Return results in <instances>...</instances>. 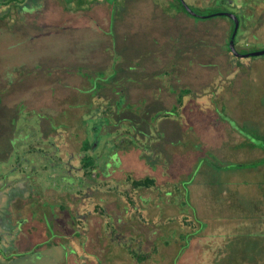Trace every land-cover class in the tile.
Wrapping results in <instances>:
<instances>
[{"label": "rangeland", "instance_id": "374dc122", "mask_svg": "<svg viewBox=\"0 0 264 264\" xmlns=\"http://www.w3.org/2000/svg\"><path fill=\"white\" fill-rule=\"evenodd\" d=\"M151 1H153L155 5L158 4V7L161 9L157 11V13H153L158 16L160 13L168 12L171 6L179 10L176 0H164L168 3L166 6L163 5L165 4L163 0ZM184 1L197 12H233L239 24L238 32L235 33L234 37L235 48L245 52L264 49V30L257 26V23H260L261 20L264 25V0ZM63 2L65 4L61 5ZM63 2L59 3L58 7L64 6L72 11L79 8L84 9L99 5V7L102 6V8H100L101 10L105 7L109 10V13H113L110 21H112L114 14L116 16L118 10H122L123 13H131L133 7L132 15L134 16V13H141L140 8L143 7V5H138L136 6L137 8L134 7V5L129 6L128 0H63ZM148 3L150 2L148 1ZM33 4H37L36 0ZM3 8L4 7H0V9ZM28 9H30V7H28ZM254 17L259 20L255 21L256 23H254L253 29L245 31L242 29L241 32V28L245 23L244 21H252ZM200 20L203 22V18H200ZM195 21L198 22V20ZM127 22L131 21L127 19ZM158 26L159 29H161L163 24L159 23ZM169 42H172V40L170 39ZM40 49L41 48H39V50ZM39 53L42 52L39 51ZM195 64L196 63H193L192 65ZM200 65L201 68H199L201 70L203 69L204 73L206 72V78H201V85L199 86L201 89H199L200 92L196 90L198 97L200 96V98H202L198 100L199 104L203 101L211 105L212 108L213 105H216L215 108L211 109L212 112H210L212 115L216 116L214 119L216 123L220 122V124H225L223 122H226L228 125L233 126V128H237L239 132H244L258 140V133L256 134V132L261 127V124L264 126V55L254 56L247 60L230 56V60L226 61V64L225 62L219 65L214 64V62L206 65L196 64V68ZM53 67L50 65L48 69L52 70ZM58 68L59 67H56V69ZM24 70L25 69L21 68L19 73L15 72L16 74L11 75L14 82L21 83L27 79L29 80L30 75L28 70ZM69 82L79 88L87 87L83 84L84 79L80 80V82ZM70 88L72 90H62L60 95L55 94L56 99L53 98V104L54 106L56 105L55 109L60 111V114L63 112L69 113V122H73L74 119L79 118L76 113V110H79L86 120L85 123L87 125L86 128L84 127V135L88 138L89 145H91V148L86 153L96 158L95 164L98 169H101L108 158L110 165L105 166L106 171L109 172L110 166L116 170L120 160L117 158L118 150L114 145L115 140L118 143L120 137L115 138V133L101 134L103 123L106 120L100 118V116L94 115L92 110L87 112L92 103L88 97H86L87 99H85L81 105H77L83 96L75 97L74 90H81L76 87ZM169 89H172L171 86H169ZM159 91L161 93L162 89H159L158 92ZM49 93L48 89L45 90L41 96L37 98V103L35 104L34 102L32 106H37V104L39 107L40 105L44 107L45 104L51 106ZM191 96L197 97V95ZM1 98L2 97H0V100ZM116 99L118 104L116 102L113 104L115 114L120 115V113H123V111L126 112L129 109L130 114H137L136 108L137 106L140 108L141 104H126L123 102V97H118ZM76 101L77 103L74 104ZM10 102H12V106L8 108H11V110H7L12 116L10 126L0 122V142H3V140L7 138L9 146L13 148L10 151L7 150L3 153L4 156L0 157V237L2 236L1 232H3L2 228H11L15 226L14 229L17 232L20 231V223L23 222V220L19 219L17 222L14 220V209L21 210L26 206V208H29L26 209L27 215L29 214L30 217L39 218L41 220L45 218V220L43 219V221H41L43 225H40V230L34 229L32 227V222L27 225L26 229H30V232H33V236H36V234L39 235V238L27 240L30 246L27 247L26 245L24 252L14 255L15 250L21 249L20 246L11 244L4 247V245L0 243V248H2V252L0 253V264H64L61 261L63 254L74 252L72 244L74 238H70L69 233L72 232L73 235H78L80 237L79 239H81L82 234L80 235V231H75L77 230L76 228L70 231L69 226L68 229H64L62 224H60L61 227L60 229L58 228L59 230L55 231L54 228H51V231H48L46 222L49 221V219L54 220L58 217L56 211H62V209L68 210L65 214L73 220L75 217L74 212L77 210L76 214H78L79 211L81 213L78 215L79 219L77 223L79 225L82 220L81 217L84 216L83 214H85L86 211H90V209H93L96 205L102 206L103 208L104 199L99 196L94 199L91 197L87 198L88 194L85 187L79 190L82 185H85L86 178L83 177L82 170L76 167L79 163L78 156H72L74 152L79 149L78 143L71 141L73 139L71 137L70 140H66L68 143L66 146L60 147L59 144L63 145L61 140H59L61 138L60 132L62 129H59V127L57 128L56 124L51 126L57 131V133H54L55 137L53 134L51 136L42 137V132H40L37 124L40 118L38 117V113L36 111L30 112L27 109L30 99L28 98V100H26L19 97L13 99V101L10 100ZM100 103L102 105V101ZM199 104L193 103L196 108L199 107ZM122 105L123 108L121 107ZM243 107L248 109L246 117L252 116V118L235 117V110ZM72 108L76 110H69ZM60 109H64L65 111H61ZM41 116L48 121L47 115ZM59 116L63 117L62 114ZM62 120L63 119L59 118V122ZM179 121L183 122L182 119ZM52 122L55 123L56 121L52 119L51 123ZM181 122L179 125H181L182 128L188 126V128H186L188 130L187 134L190 135L192 139L194 138L196 140L197 131L193 126L182 124ZM68 128L71 129V126ZM75 130L78 131L77 128ZM112 131L114 132V130ZM6 133L8 137H5ZM66 133L70 134V131ZM188 135L187 137H190ZM258 135L260 136V133ZM195 145L199 146L198 144ZM114 149L115 153L110 154ZM197 149L199 150L198 147ZM203 151L204 150L200 149V154L207 157L208 152H205L206 154L204 155ZM142 152L148 157L147 161H149L152 155L145 150H142ZM195 155L194 160H198L199 156L197 154ZM68 162L71 166L76 167V170L74 168V170L71 171V175L70 173L67 175L68 171L71 169ZM239 172L241 185L236 186L234 178L238 172L232 170L225 173L232 174L234 178L231 175H225L221 182L218 179L217 183H213L215 187H219L218 191H220V195L216 198L219 205L211 203L210 207L204 208L202 213L196 215L197 218L195 217V213L199 211L197 203L191 204V206L184 203L185 197L181 195L180 189L173 188L175 186H171L169 189H166L167 191L161 193L163 199L162 203L166 205V200H168V204L172 206L170 207L171 210L165 213V210L161 209L163 206L159 204L158 207L161 212L156 217H152L148 210L145 209H143L142 212H137L141 208L135 198L136 192L132 193L133 188L127 182L123 190L124 198L120 200L121 204L125 206V208H123L125 211H120L118 228L114 225H110V222L114 220L113 216L115 214L99 216L100 218L108 219L106 220L105 227H100L98 224V228L100 229L98 231L97 228L94 232L95 236L93 237L96 240L95 249L97 253H93V261H95L93 264H102V261L106 259L110 261L104 264H139L140 261L134 263L131 256L125 253L129 252L131 255L134 254L133 259L136 260V256L140 254L138 250L139 242L146 240L148 237H150L148 240L149 250H144L143 247L146 248L145 244L141 248L150 254L148 253V260L143 261L142 264H177L175 262L176 259H178L177 253H175V251H177L175 250L176 246L181 245L179 248L184 247L185 249L190 239L192 242L203 241V246L209 247L212 251H209L210 253L207 256H201L203 258L192 256L185 258V256H182V261H178L181 264H264V195L261 194V190L264 191V180L261 175L256 176V179H254L255 175L249 171L247 174L243 171ZM74 174H76V177ZM81 177L84 179L81 180ZM202 181L205 180L203 179L198 182ZM205 184L209 186L210 183ZM76 185L79 192L78 195H76V197L69 196V198H67L66 194L70 187H75ZM174 185L178 184L174 182ZM114 186L116 187V185ZM206 189L209 188L206 187ZM53 191L54 193L52 195L49 194ZM61 191L64 192L62 196L58 193ZM23 193H25L26 197L23 199L19 198L21 204L12 202L15 200V195H23ZM106 193H108V191ZM100 194L104 196V192H100ZM155 198L154 195V202ZM226 200L229 202V205H227ZM144 202H150L149 204H152L151 198L146 199V201L144 200ZM78 209L80 210L78 211ZM151 212H155V209ZM226 212H228L229 215H225ZM121 213H125V216L122 217ZM95 216L98 217V214H95ZM207 220L211 222L210 227L208 223H206ZM216 221H218V224H216ZM134 226L141 227L140 232L134 231ZM170 226L172 229L168 234L166 229H169ZM198 229L202 232H200L198 236L189 239L190 235L193 236L199 231ZM183 235L184 237L182 238ZM206 235H210L212 238H205L204 236ZM108 236H110V239ZM112 237L116 239L113 241V244L120 248L117 249L118 253L116 255L117 258L119 257L118 259L122 258L120 262L113 260V256L109 253L103 254L105 251L104 242L107 243L106 248L109 249L112 244ZM173 237L174 244L172 253L171 243ZM2 240L1 237L0 241ZM35 241L37 242L34 243ZM162 242L168 244V248L161 246L160 244H162ZM41 244L43 245L40 246ZM155 246L158 247L157 253L163 252V255L168 257L167 261H159L161 257L152 254V248ZM143 250L142 252H144ZM213 250L215 251L213 252ZM81 264L84 263L81 262Z\"/></svg>", "mask_w": 264, "mask_h": 264}, {"label": "trees", "instance_id": "16d2710c", "mask_svg": "<svg viewBox=\"0 0 264 264\" xmlns=\"http://www.w3.org/2000/svg\"><path fill=\"white\" fill-rule=\"evenodd\" d=\"M21 1L0 0V7H4L0 10V97H2L0 100V122L10 126L12 116L10 112H7V110H11L8 107L12 106L10 100L13 101V99L21 96H29L27 92H30L35 82L48 89V91H53L49 97L51 106L45 104L44 107L42 105L39 107L37 104V106L33 107L32 104L34 102L36 104L37 98L40 97V94H38L34 97H28L30 102L27 105V109L30 112L36 111L38 113V117L40 118L37 124L40 132H42V137L51 136L52 134L55 137L54 133H57V131L51 126L56 124L57 128L62 129L59 140H61L63 145L59 144L60 147L66 146L68 144L66 140H70L71 137L73 138L71 141L78 143L79 149L72 156H78L79 163L76 167L82 170L86 179L92 176V174H99V169L95 164L96 158L86 153L91 148L88 138L84 135L87 125L85 123L86 120L80 111L74 108L69 110H76L79 118L74 119L73 122H69L68 120L69 113L65 112V114L63 112L61 113L63 117L59 116L61 115L60 111H57L55 109L56 105L54 106L53 104L54 92L60 89L64 91L72 90L65 83H69L74 78H85L88 87L83 88L84 92L78 93L77 97H83H81L77 105H81L87 99L86 97L92 101L87 112L92 110L94 115L106 120L103 123L101 134L115 133V138L120 137L118 143L115 140L114 145L118 150V157H122L127 162H132L136 159L135 156L138 155L140 160L144 159L149 164L150 160L147 161L148 157H146L142 150L148 151L149 154L152 152L153 146L151 147L148 144V139L149 124L154 119L140 116L138 113L132 115L130 114V109L126 112L123 111L120 115L115 114L113 104L117 103L116 98L123 97V102L126 104L137 103L140 105L142 104L141 102L139 103L138 100L131 97H149L150 94H155L156 97H167V101L162 100L163 105L169 106L172 103V109H176L181 104V97L187 94L194 96L197 92L196 90L199 89L193 84L181 83L178 80L179 78H177V74L183 71V69H188V71L192 72L193 63L206 65L214 62V64L219 65L225 62L226 64V61L230 60V56H236L228 47V38L234 27L232 18L225 15L229 11L197 12L187 5L184 0H176L179 10L171 6L168 12L160 13L158 16L153 14L161 10L158 4L155 5L152 1L145 5L147 1H144L142 8L146 15L137 16L134 13L133 16L132 7L131 13H128L126 10L124 11L127 13L118 10L116 16L114 14L112 21H110L113 13H109L108 9H102L103 15L97 18V21L94 20L95 22L93 23L106 32L107 38H101L100 36L97 38L98 42L91 47L88 43L89 39H85L84 37L77 38L79 44V49L75 47L76 50L78 49L77 58L65 64L63 63L58 69L51 64L53 57L48 55V53H32L33 57L40 58L39 63L33 65L22 63L21 66L12 68V62L9 61L10 56L7 51L8 45H14L20 49L22 47L21 42L25 41V53L28 56H31L30 49L32 48L26 37H16L13 33L15 29L9 28L8 21L13 11L15 14L25 11L26 14L40 15L43 19H39L38 22L30 20L27 25H39V27L45 28L43 33L51 29L53 13L55 15L58 14L56 10H58L59 3H56V1L36 0L37 4H33L35 0H31V3L29 0L25 2ZM128 2L129 6L134 5L135 7V0H128ZM164 3V6L168 4L165 1ZM7 4L8 6H6ZM69 13V9L62 6L61 20L56 22L54 19L57 26L60 23L62 35L72 28L71 24L73 22L66 18ZM83 13L86 17L90 14L88 11H84ZM233 15L236 17L234 13ZM102 17L106 19L105 23H101ZM200 18H203V22H201ZM127 19L131 22H127ZM195 20H198V22ZM159 23L163 24L161 29H159ZM27 25L25 26L27 29L26 33H28ZM157 31V36H153L154 32L156 34ZM170 39L172 42H169ZM234 49L236 54L243 55L249 53L237 50L235 45ZM69 55L70 52L65 56ZM50 64L53 67L52 70L48 69ZM21 68L28 70L30 75L29 80L27 79L21 83L14 82L11 75L16 74L15 72L19 73ZM167 72H172V75H170L172 79L169 77L167 83H162L161 79H153L155 74L159 75ZM169 86L172 89H169ZM159 89H162L161 93L160 91L158 92ZM23 93L27 95H22ZM76 103L77 101L74 104ZM121 107L123 108V105ZM60 110L65 111L64 109ZM40 114L43 116L47 115L48 121ZM59 118L63 120L59 122ZM52 119L56 122L51 123ZM70 126L71 129L68 128ZM76 128L78 131L75 130ZM67 131H70V134H67ZM5 137H8L7 133ZM143 137L145 138V143L141 141ZM12 149L7 142V138L4 139L3 142H0V154H2L0 157L4 156L3 153L7 150L10 151ZM111 153H115V149ZM68 164L71 166L69 162ZM72 167V170L74 168L76 170L75 166ZM83 179L81 177V180ZM156 180V177L143 176L142 178H135L131 175L129 184L133 189L145 190L153 185ZM53 193L54 191L49 194L52 195ZM96 195L99 194H95V197H98ZM66 196L69 198L68 194ZM21 235L22 229L20 228V231L17 233L19 239H21ZM16 246H20L21 249L15 250L14 254L21 253L26 248L18 244ZM143 258H145L144 254L136 256V259Z\"/></svg>", "mask_w": 264, "mask_h": 264}, {"label": "crops", "instance_id": "0c3cea01", "mask_svg": "<svg viewBox=\"0 0 264 264\" xmlns=\"http://www.w3.org/2000/svg\"><path fill=\"white\" fill-rule=\"evenodd\" d=\"M13 1V0H12ZM14 1H20V0H14ZM25 2L26 0H22ZM21 1V2H22ZM39 1V0H37ZM56 1V3H62L63 0H53ZM106 1V0H104ZM145 2L148 3V1L151 3V0H138L136 1L135 7L138 5H142ZM31 3V0H29ZM109 2V1H108ZM10 3V2H8ZM39 3V2H38ZM63 4H65L63 2ZM62 5V4H61ZM8 6V4L6 5ZM100 6V5H99ZM99 6H91L89 8L84 9H76L74 11L69 10L70 13L66 16V18L73 22L71 24V27L68 31H66V34L62 35V28L57 26L56 22H59L61 20V12L62 7H58V10H56V13L58 11V14L55 15L53 13V22L51 25V29L49 31H45V28L39 27V25H27V23L32 20L38 22L39 19H43L38 14H26V12H20L15 14L14 11L9 18V28L15 29L14 35L18 38L20 37H26L29 41V45L32 47L30 50L31 56L26 55L25 53V41L21 42L22 47L20 49L14 45H8V54H9V61L12 62V68L21 66L22 63H25L26 65H33L39 63V59L37 57H33V54H40L42 53H48V55H51L53 57L52 65L56 67H60L63 63H67L69 61L75 60L76 54H78V40L77 38L84 37L85 39H89V45L90 47L95 45L99 38H107L106 32L102 30L100 27L96 26L95 21H97V18H100L103 15V11L100 9L102 8ZM3 7V6H2ZM137 8V7H136ZM69 9V8H68ZM103 9H106L105 7ZM141 13L136 14L139 15H146L144 9L141 7ZM1 10V9H0ZM35 10H37L35 8ZM84 11H88L90 14L86 17L83 13ZM251 16V15H249ZM55 19V21H54ZM95 20V21H94ZM101 23H105L106 19L103 17L101 18ZM259 20L258 18L254 17L252 21L246 20L243 24L244 26L241 28L245 30L253 29L255 21ZM21 24V26H20ZM259 26L258 28L264 30V25L261 20L260 23H257ZM28 26V33L25 26ZM43 29V31H42ZM239 29V25H238ZM102 31V32H101ZM238 32V30H237ZM43 33V34H41ZM158 31L154 32L153 36H157ZM20 35V36H19ZM235 37V36H234ZM75 47L78 49L76 50ZM39 48H41L39 50ZM84 48V47H83ZM70 52L69 56H65L67 53ZM16 53V55H15ZM21 53V55H19ZM235 58H238L235 56ZM242 59H249L252 57H239ZM32 63V64H30ZM50 64V65H51ZM196 64L192 65V72L188 71V69H183L179 74H177L178 80L183 84L191 85L193 84L196 87H199L201 84V78L204 79L205 73L204 70L200 69L201 66H197ZM200 67V68H199ZM144 69V68H143ZM142 70V69H141ZM145 70V69H144ZM172 72L162 73L159 75H154L153 79H161L162 83H167L170 79H172ZM213 75V74H212ZM160 77V78H159ZM84 79L85 86L88 87V83L85 80V78H74L71 81H77L80 82V80ZM207 80V79H206ZM68 84V85H66ZM68 87H76L83 91L84 87L79 88L78 86H75L72 83H65ZM33 88L30 90V92H27L29 96H21L22 99H28V97H34L38 94H41L47 90L45 87L38 85L37 82H35L33 85ZM200 89V87H199ZM199 89L197 91H199ZM63 89L58 90L57 92H54L53 94H59L62 92ZM201 90V89H200ZM81 91H75L74 95L75 97L78 96V93ZM50 96L51 92L49 91ZM200 92V91H199ZM26 93H23L22 95H25ZM26 94V95H27ZM195 95L197 97H192L191 95L187 94L184 97H181V104L176 108L172 109V103H170L169 106L163 105L162 100L167 101V97H156L155 94H150L149 97H131L132 99H136L141 102L140 108L138 107L137 113L140 116L148 117L149 119H154L149 124V139L148 144L152 147V156L150 159L149 164L144 161V159H139L138 155L135 156V160L131 163H128L127 160L122 159V157H118L120 160L119 166L116 170L112 168V166L109 167V172L106 171L105 166H109V159L104 162L101 169L98 171V175H93L88 177L85 181V185H82V187L79 190H82L83 187H85L86 192L88 194L87 198H96L95 194H100V192H104V196L96 195L104 199V206H94L93 209H90V211H86L84 216L81 217V221L78 225V215L80 213V209H78L74 212L75 217L73 220L71 217L67 216L65 213L68 210L62 209L57 210L56 214L58 217H56L54 220H50L46 222L48 231H51V228H54L55 231L60 229V224L64 226V229H68V226L70 227V231L74 230L75 228L80 231L81 239L77 235H73L72 232L69 233L70 238H74L73 243V253H66L63 254L62 263L64 264H81L83 262L84 264H93V253H97V250L95 249V238L93 236L94 232L99 226L105 227L106 220L108 218H100L99 216L102 215H114V220L110 222V225H114L116 228H118V220L120 211H125V206L121 204L120 200H123L124 198V188L126 183L130 182V177L133 175L135 178H142L143 176H149V177H156V181H154V184L151 185L148 189H140L136 190L133 189L132 193L136 192L135 198L138 201V204L141 209L137 212H142L143 209L148 210L149 214L152 215V217H156L160 214V210L158 205H162V210H165L164 212H168L170 209L171 204H168V200H166V205L162 203L163 199L161 196V193L164 191H167L166 189H169L171 186L174 189L178 188L181 191V195L185 197L184 203H187L188 206H191V204L197 203L199 211L195 213L196 215L202 213L204 211V208L210 207L211 203H214V205H219V202L216 201V198L220 195L219 187H215L213 183H217V180L221 182L222 179H224L225 175H231L229 172L230 170L238 172L236 174L234 180L237 185H241V177L240 172L243 171L244 173L252 172L256 176H260L264 180V126L261 124V127L256 132V134L260 133V136H258V140H256L254 137L249 136L248 134L244 132H239L237 128H233V126L228 125L226 122H223L225 124H220V122L216 123L214 119L216 118L215 115H212L210 112L211 109L215 108L216 105H213V108L211 105L204 103L203 101L201 104H199L200 96L198 97V93L196 92ZM56 99V96H53ZM58 97V95H57ZM61 97V96H59ZM203 97V96H202ZM193 100V101H192ZM172 102V101H171ZM166 103V102H165ZM193 103H198L199 107L196 108ZM203 103V104H202ZM202 105V107H201ZM219 108V107H218ZM171 110V111H170ZM169 114H165V113ZM236 116L235 117H241V118H252V116L246 117L248 114V109L245 107L239 108L235 110ZM234 114V113H233ZM179 121V120H181ZM187 124L192 125L193 128L197 131V137L196 140L191 138L190 135L187 134L188 126L186 128H182L180 124ZM190 136V137H187ZM262 136V137H261ZM190 138V139H189ZM141 141L145 143V138H141ZM195 144H198L199 146H196ZM195 145V146H194ZM199 148V150L197 149ZM200 149L204 150L205 152H208L207 157L202 156L200 154ZM187 151V152H186ZM198 151V152H197ZM195 154L199 156V159H195ZM188 155V157H187ZM201 156V157H200ZM222 161V162H220ZM72 168L68 171L67 175H71ZM249 171V172H248ZM76 177V174H74ZM130 175V176H129ZM68 177V176H67ZM84 177V176H83ZM202 177V178H201ZM205 180L202 182H198L201 180ZM253 179V180H254ZM252 180V181H253ZM73 181V180H72ZM249 181V180H248ZM247 181V182H248ZM174 182H176L178 185H174ZM205 183H210L209 186ZM116 185V187L114 186ZM29 187V186H28ZM208 187L209 189H206ZM77 185L75 187H70L68 190V195L75 196L78 195ZM108 191V193H106ZM263 190H261V194H263ZM59 195H63V191L58 192ZM155 195V202L153 201V196ZM212 195V196H211ZM15 200H11L16 204V202H19V198L23 199L26 197L25 193L23 195L18 194L14 196ZM151 198L152 204H149L150 202H144L146 199ZM10 201V203H11ZM108 201V202H106ZM165 201V200H164ZM159 202V203H158ZM227 202V200H226ZM13 205L15 206V204ZM229 202H227V205ZM21 204V203H20ZM154 204V205H153ZM91 205V204H90ZM93 205V204H92ZM145 205V206H144ZM165 205V206H164ZM148 207V208H147ZM16 208V206H15ZM102 208V209H101ZM24 209V210H23ZM21 210L14 209L13 213L15 215V221L17 222L19 219L23 220V222L20 223V227L22 229V235L21 239L17 236V231L14 229V227L11 228H2L1 237L2 241L0 243L4 245V247H7L8 245L14 244V245H21L23 247L30 246L28 241L29 239H37L39 238V235L36 234V236H33V232H30V229H26L27 225L32 222V227L34 229H41L40 225H43L39 218L30 217V215L26 214V206ZM106 209V213H105ZM150 209V210H149ZM155 209V212H151ZM23 210V211H22ZM89 210V209H88ZM61 211V212H60ZM122 211V212H123ZM95 214H98V217L95 216ZM3 215V214H2ZM225 215H229L228 212H226ZM82 216V215H81ZM121 216L124 217L125 213H121ZM111 217V218H113ZM105 219V220H104ZM125 219V218H124ZM133 221V220H132ZM208 223L209 227L211 225V222L208 220L206 221ZM157 224V223H156ZM162 224V223H161ZM216 224H218V221H216ZM213 226V224H212ZM216 226V225H215ZM32 228V229H33ZM59 228V229H58ZM134 231L140 232L141 227L134 226ZM208 228V227H206ZM215 228V227H214ZM100 228H98L99 231ZM171 226L169 229H166L167 233L171 232ZM196 229V227H195ZM221 229V228H220ZM199 230V229H198ZM203 230V229H202ZM202 231L196 232L193 236L190 235V238H194L198 236ZM169 234V233H168ZM191 234V233H190ZM217 234V233H215ZM6 236V237H5ZM0 237V238H1ZM4 237V238H3ZM184 235L182 236V238ZM205 238H212L210 235L204 236ZM8 238V239H6ZM110 239V236H108ZM113 238V237H112ZM144 238V235H143ZM150 237H148L146 240L140 241L138 244V250L140 252L139 255L145 256L143 259H136L134 260V254L131 255V253L126 252V255H130L131 259L134 261V263H137V261H140L142 264L143 261L148 260L147 256L149 252H145L144 250H149L148 246V240ZM116 239H112V244L109 249L106 248L107 243L104 242V255L106 253H109L111 256H113V260H116L117 262H120L122 260L118 259L116 257L118 253V246L113 244V241ZM142 240V238H141ZM109 241V240H107ZM174 237L171 243V252L173 253V244H174ZM35 241L34 243H36ZM145 244L146 248H141ZM204 242L202 241H196L192 242L188 241L187 249L184 247L179 248L181 245H177L175 253H177L178 259H176L177 264H181L178 261H182V256H185L187 258L188 256L192 257H200L205 255L207 256L212 251L209 247L203 246ZM41 244L40 246H42ZM161 246H165L168 248V244L163 243L160 244ZM62 246V245H61ZM63 248V246H62ZM0 248V253L2 252ZM64 249V248H63ZM120 249V248H119ZM142 250L145 252H142ZM158 247L152 248V254L154 256H160L161 259L159 261H167L168 257L164 256L163 252L157 253ZM183 251V252H182ZM215 250H213L214 252ZM15 252V251H14ZM24 252V250H22ZM21 252V253H22ZM120 252V251H119ZM142 252V253H141ZM170 253V254H172ZM150 254V253H149ZM169 254V255H170ZM16 255V254H14ZM66 255V256H65ZM92 255V256H91ZM110 260L106 259L102 261L104 263L109 262ZM115 262V261H114ZM139 263V264H140Z\"/></svg>", "mask_w": 264, "mask_h": 264}, {"label": "water", "instance_id": "95a60500", "mask_svg": "<svg viewBox=\"0 0 264 264\" xmlns=\"http://www.w3.org/2000/svg\"><path fill=\"white\" fill-rule=\"evenodd\" d=\"M226 16L228 15L230 18H232L233 20V24H234V27H233V30L232 32L230 33L229 35V38H228V47H229V50L236 56H241V57H254V56H258V55H261L263 54L264 55V49H258L257 51H253V52H249L247 54H243V55H240V54H236L235 52V49H234V45H233V39H234V35L235 33H237V30H238V21H237V17H235L233 15V13H229L227 12V14H225Z\"/></svg>", "mask_w": 264, "mask_h": 264}]
</instances>
